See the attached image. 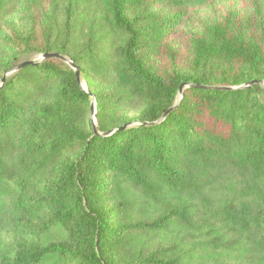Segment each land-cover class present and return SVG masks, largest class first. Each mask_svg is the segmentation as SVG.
Returning a JSON list of instances; mask_svg holds the SVG:
<instances>
[{
    "label": "trees",
    "instance_id": "obj_1",
    "mask_svg": "<svg viewBox=\"0 0 264 264\" xmlns=\"http://www.w3.org/2000/svg\"><path fill=\"white\" fill-rule=\"evenodd\" d=\"M33 1L0 0V34ZM217 1L56 0L43 44L35 28L13 38L0 81L34 54L68 57L99 134L62 60L6 78L0 234L17 239L0 264H264L263 87L179 97L264 81V0L204 19L185 54L169 42Z\"/></svg>",
    "mask_w": 264,
    "mask_h": 264
},
{
    "label": "rangeland",
    "instance_id": "obj_2",
    "mask_svg": "<svg viewBox=\"0 0 264 264\" xmlns=\"http://www.w3.org/2000/svg\"><path fill=\"white\" fill-rule=\"evenodd\" d=\"M56 0H34L32 11L27 4L18 8L13 14L4 19L0 40V58L4 61L12 53L17 51L12 40L18 34L26 35L28 31L35 28L34 35L37 45L43 44L42 28L46 24L47 18L51 15L49 11L50 3ZM59 1V0H58ZM256 0H219L211 6L193 12L187 24H182L178 31L169 40L174 50L185 54L188 48L191 34L199 28V24L207 18H220L225 16L229 11L239 12L242 16H248L252 11L253 2ZM63 8V7H62ZM61 8V9H62ZM58 9L59 23L63 21L62 10ZM36 22V25H34ZM42 53L34 54L30 57L31 61H40ZM168 61V58H167ZM169 62V61H168ZM84 84H86L83 81ZM89 89V86L86 84ZM97 112V108H96ZM17 235L12 231H5L0 234V249L12 248L15 246Z\"/></svg>",
    "mask_w": 264,
    "mask_h": 264
},
{
    "label": "water",
    "instance_id": "obj_3",
    "mask_svg": "<svg viewBox=\"0 0 264 264\" xmlns=\"http://www.w3.org/2000/svg\"><path fill=\"white\" fill-rule=\"evenodd\" d=\"M49 58H56V59H60L63 62H65L66 64H68L76 73L78 81L81 84L82 90H84L87 94H89L90 98H91V115L90 118L92 120V126H93V130L95 134H99L98 133V124H97V120H96V108H97V101H96V96L91 93L88 89V87L86 86V84H84L81 81V76H80V70L79 68L74 64V62L72 60H70L68 57L63 56L59 53H44L41 55V60L44 59H49ZM34 61H28L25 62L23 64L18 65L17 67H15L12 71L4 74L2 80L0 81V87L4 85L5 80L8 76H10L11 74L19 71L20 69H22L24 66L28 65V64H34ZM259 84L260 86L263 87L264 89V81H252L246 85L240 86V87H208V86H202V85H196V84H182L179 88V97L182 98L184 91L191 87V88H201V89H220V90H239V89H247V88H251L253 85ZM176 108V106L170 108L164 115L163 117L158 121V122H154L151 123L150 125H156L160 122H162L174 109ZM145 125H147V123H145ZM114 131H110L105 133V136L111 135Z\"/></svg>",
    "mask_w": 264,
    "mask_h": 264
}]
</instances>
